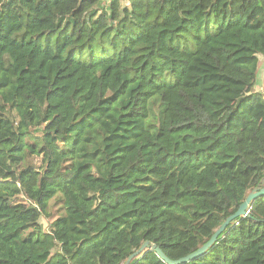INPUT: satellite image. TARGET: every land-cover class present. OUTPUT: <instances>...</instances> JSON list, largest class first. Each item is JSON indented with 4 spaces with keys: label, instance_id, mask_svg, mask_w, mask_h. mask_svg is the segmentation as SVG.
I'll return each mask as SVG.
<instances>
[{
    "label": "trees",
    "instance_id": "1",
    "mask_svg": "<svg viewBox=\"0 0 264 264\" xmlns=\"http://www.w3.org/2000/svg\"><path fill=\"white\" fill-rule=\"evenodd\" d=\"M262 58L264 0H0V264L204 245L264 187ZM185 264H264V197Z\"/></svg>",
    "mask_w": 264,
    "mask_h": 264
},
{
    "label": "water",
    "instance_id": "2",
    "mask_svg": "<svg viewBox=\"0 0 264 264\" xmlns=\"http://www.w3.org/2000/svg\"><path fill=\"white\" fill-rule=\"evenodd\" d=\"M260 197H264V187L252 190L247 195L244 202L239 206L237 211L233 213L232 215H230L229 217H227V219L213 233L210 239L204 245L199 247L196 251L192 252L191 254L185 257H182L178 260H170L163 254V252L158 246L145 242L136 252H134L132 255L129 256L125 264H129L133 258L142 255L147 250L154 252L156 256L165 264H185L194 259H197L201 257L213 245L217 237L225 230V228L230 223H232L233 221L239 218H246L248 216L251 204L253 203L255 199L260 198Z\"/></svg>",
    "mask_w": 264,
    "mask_h": 264
},
{
    "label": "rangeland",
    "instance_id": "3",
    "mask_svg": "<svg viewBox=\"0 0 264 264\" xmlns=\"http://www.w3.org/2000/svg\"><path fill=\"white\" fill-rule=\"evenodd\" d=\"M125 3H127V0H125ZM259 77L260 78L258 79V83L256 85V91L261 92L263 94V99H264V85H263L264 83V62H262L260 66ZM41 222L44 224V221H41Z\"/></svg>",
    "mask_w": 264,
    "mask_h": 264
},
{
    "label": "crops",
    "instance_id": "4",
    "mask_svg": "<svg viewBox=\"0 0 264 264\" xmlns=\"http://www.w3.org/2000/svg\"><path fill=\"white\" fill-rule=\"evenodd\" d=\"M262 62H264V58L260 61V63L262 64ZM260 78V77H259ZM263 85H264V83H263Z\"/></svg>",
    "mask_w": 264,
    "mask_h": 264
}]
</instances>
